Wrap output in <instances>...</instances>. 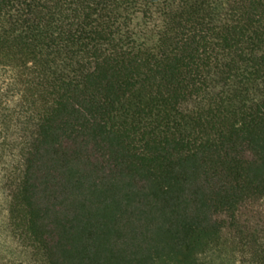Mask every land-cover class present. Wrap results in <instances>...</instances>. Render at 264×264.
Returning <instances> with one entry per match:
<instances>
[{"label":"trees","instance_id":"trees-1","mask_svg":"<svg viewBox=\"0 0 264 264\" xmlns=\"http://www.w3.org/2000/svg\"><path fill=\"white\" fill-rule=\"evenodd\" d=\"M0 172V264H264V0H0Z\"/></svg>","mask_w":264,"mask_h":264},{"label":"rangeland","instance_id":"rangeland-1","mask_svg":"<svg viewBox=\"0 0 264 264\" xmlns=\"http://www.w3.org/2000/svg\"><path fill=\"white\" fill-rule=\"evenodd\" d=\"M0 259L2 262L19 263L30 261V252L23 247L19 238L12 233L8 219V199L2 187L0 172Z\"/></svg>","mask_w":264,"mask_h":264}]
</instances>
